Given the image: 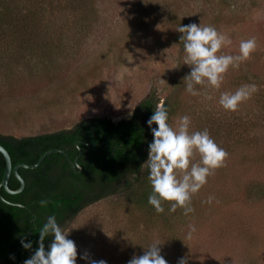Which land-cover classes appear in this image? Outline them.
<instances>
[{
  "label": "rangeland",
  "instance_id": "rangeland-1",
  "mask_svg": "<svg viewBox=\"0 0 264 264\" xmlns=\"http://www.w3.org/2000/svg\"><path fill=\"white\" fill-rule=\"evenodd\" d=\"M97 2V21L83 36L78 51L68 48L65 50L68 59L61 62L65 68L73 70L87 59L95 60L88 66L91 69H84L83 81H65V84L79 85L77 91L70 94L64 103L49 100L48 109L35 114L30 121H24L22 125L13 124L8 129L0 128V131H12L16 135L51 131L71 127L78 120L90 116H107L115 121L128 119L133 116L136 103L151 90L157 91L162 101L168 93L164 88L167 77L176 70L180 71L184 63L185 54L174 42V17L215 26L229 36L232 43L222 48V53L239 52L241 40L255 37V50L240 62L239 67L228 68L219 88L207 83L197 84V95L187 92L186 86L183 90L177 89L176 94L192 103L198 97L202 112L212 111L224 120L235 121L243 117L245 104L254 107L252 115L257 114V104L250 100L242 101L235 111H230L219 104V97L222 92H234L246 83L257 85L256 81H251L253 71L257 75L264 74V0ZM18 4L24 8L28 1L20 0ZM64 37L68 38L66 42L68 40L71 46L79 33L70 29ZM7 46L10 45L0 40V81H18L14 76L8 79L12 74L8 67L2 65V61L9 59L5 56L11 52L5 48ZM132 55L133 60L130 61ZM33 56L20 52L15 59L23 66L37 57L40 60L39 54ZM27 69L29 71L30 67ZM241 69H247L249 81L239 79ZM44 80L37 82L39 88H43L38 94L41 96L45 84L49 83L47 87H50L55 82ZM51 94L49 92L53 99ZM181 116L175 117L170 124L176 127ZM190 118V130L193 131L196 120L194 115ZM259 133L249 145L234 140L231 148H224L225 142L218 141L228 155L193 194L195 212L171 222L177 235H182L184 244L181 249L171 234L158 229L163 227L162 222L151 230L134 221L123 206L129 201L128 197L118 193L89 204L68 224V238L77 246V264H88L81 258L84 254L92 259H104L108 264H127L134 254L142 255L144 247L153 240L163 242L161 254L168 264H178L181 257L186 258L187 264H264V192L252 197L243 192L247 184L264 183V132ZM192 159L198 162L199 154ZM182 174L178 170V175ZM210 196L213 197L211 202L208 201ZM190 225H195L196 231L189 239ZM76 231L77 237L73 235Z\"/></svg>",
  "mask_w": 264,
  "mask_h": 264
},
{
  "label": "trees",
  "instance_id": "trees-1",
  "mask_svg": "<svg viewBox=\"0 0 264 264\" xmlns=\"http://www.w3.org/2000/svg\"><path fill=\"white\" fill-rule=\"evenodd\" d=\"M19 1L0 0V40L9 44L5 48L11 50L5 56L9 59L2 61V65L8 67V72L12 74L8 79L14 76L18 80L0 81L2 129H8L13 124L22 125V122L30 121L35 114L44 113L50 101L66 102L67 97L74 94L79 85L70 82L65 84V81H83L84 69L95 63L94 59H87L70 70L61 62L68 59L65 54L68 48L78 51L83 36L87 35L97 21V0H26L28 4H24V8L18 4ZM174 22V42L184 52L183 41H180L182 33L177 29L180 24L192 22L176 17ZM70 29L79 33L78 39L71 46L68 40L66 42L68 38L64 37ZM20 52L23 55L29 54L30 57L39 54L40 60L38 57L33 58L34 61L22 66L15 59V55ZM226 54L236 55L239 52ZM180 68V71L176 70L167 77L168 82L164 88L168 93L164 99L161 101L157 91L151 90L136 103L131 118L114 121L107 116H90L78 120L71 127L23 135L0 131V143L8 149L13 164L20 161L35 163L43 152L51 148H63L74 159L80 147L78 162L83 166L81 171H76L65 154L52 152L35 168H19L26 181L22 191L9 193L2 188V196L6 200L0 196V264H23L38 247V231L49 215H56L66 230L68 224L86 206L118 193L128 197L129 201L123 206L134 221L151 230L158 228L157 225L162 222L163 227L158 229L171 234L176 245L180 249L183 247L182 235H177L171 222L195 212L196 200L192 195L191 206L194 210L188 214L181 207L170 211L171 202L168 201L164 202L163 212H157L148 203L152 185L148 179L149 170L143 164L148 158L153 134L147 120L158 104H164L169 112V123L179 115H194L196 124L192 130L207 129L217 144L219 140L225 142L224 148H231L234 140L249 145L259 132H264V74L257 75L253 71L254 78L251 81H256L257 90L245 100L257 104V114L252 115L254 107L245 104L244 116L230 121L220 119L221 116L212 111L202 112L197 102L198 97L192 103L176 94L177 89H184V77L191 71L188 64L183 63ZM239 73V79L249 81L247 69H241ZM6 75L8 76L7 72ZM43 80L55 82L50 87H47L49 83L45 84L41 96L38 94L43 88L40 89L37 82ZM4 170L5 158L0 151V182ZM19 185V179L12 173L9 186L17 188ZM243 192L247 197L262 194L264 183L247 184ZM45 199L48 204L42 206L40 201ZM77 233L78 231L73 235L77 237ZM21 239L31 241L32 248L25 249ZM50 241L51 237L46 238V248Z\"/></svg>",
  "mask_w": 264,
  "mask_h": 264
},
{
  "label": "clouds",
  "instance_id": "clouds-1",
  "mask_svg": "<svg viewBox=\"0 0 264 264\" xmlns=\"http://www.w3.org/2000/svg\"><path fill=\"white\" fill-rule=\"evenodd\" d=\"M182 35L185 55L184 64L191 67V71L184 77L186 91L197 95V84H205L219 88L224 79V73L231 67H239V63L246 60L256 48V39L241 40L239 54H226L220 50L231 45L229 36L217 30L212 25H201L192 22L180 24L177 29ZM219 53V54H218ZM133 60V55L132 59ZM257 90L255 83H246L234 92H222L219 104L226 110L235 111L239 104L248 99ZM131 114V113H130ZM169 112L164 104H158L153 114L147 120L153 140L149 143L148 158L143 165L148 168V179L152 185V192L148 196V203L157 212L164 211V202H171L170 211L178 207L188 214L194 209L191 206L192 195L207 182L212 172L221 166L227 151L220 147L207 129L191 131V118L182 115L176 127L169 122ZM157 125L152 127V125ZM199 154V161L193 162L195 154ZM142 165V166H143ZM178 170L183 174L178 175ZM134 175V173H133ZM130 179V177H128ZM213 197H209L211 202ZM46 206L48 201L41 200ZM196 231L195 225L189 226L187 237L190 239ZM38 247L33 254L24 260L23 264H77V246L74 240L68 238V233L57 220L56 215H49L39 229ZM51 237L47 248L46 238ZM163 242L153 240L146 247L142 255H133L127 264H168L161 254L160 245ZM25 249L32 248L31 241L21 239ZM82 259L88 264H108L104 259H92L87 254ZM178 264H187L186 258L181 257Z\"/></svg>",
  "mask_w": 264,
  "mask_h": 264
},
{
  "label": "water",
  "instance_id": "water-1",
  "mask_svg": "<svg viewBox=\"0 0 264 264\" xmlns=\"http://www.w3.org/2000/svg\"><path fill=\"white\" fill-rule=\"evenodd\" d=\"M0 151L2 152V154L4 155V158H5V170H4L1 182H0V196L4 200H6V199L2 196V193H1L2 188H5L9 193H18V192L22 191L26 185V181H25L24 177L21 175V173L19 172V168L20 167L35 168V167L39 166L42 163V161L44 160V158L52 152H61V153L65 154L66 157L68 158L70 164L72 165V167L76 171H81L83 169V166L78 162V158L81 154V148L80 147H79V153L77 154V156L74 159L63 148H51V149H48L45 152H43L41 154V156L39 157V159L35 163H27V162L20 161V162H17L16 164H13L12 158H11V155H10L8 149L2 143H0ZM12 173H14L15 176L20 181V185L17 188H11L9 186V179H10ZM17 204L22 205L21 203H17Z\"/></svg>",
  "mask_w": 264,
  "mask_h": 264
}]
</instances>
